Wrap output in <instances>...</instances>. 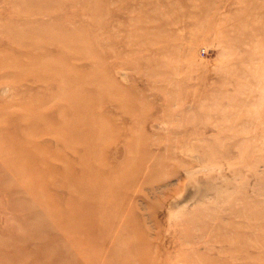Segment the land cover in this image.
Returning <instances> with one entry per match:
<instances>
[{
    "label": "rangeland",
    "instance_id": "rangeland-1",
    "mask_svg": "<svg viewBox=\"0 0 264 264\" xmlns=\"http://www.w3.org/2000/svg\"><path fill=\"white\" fill-rule=\"evenodd\" d=\"M0 264H264V0H0Z\"/></svg>",
    "mask_w": 264,
    "mask_h": 264
},
{
    "label": "bare ground",
    "instance_id": "bare-ground-1",
    "mask_svg": "<svg viewBox=\"0 0 264 264\" xmlns=\"http://www.w3.org/2000/svg\"><path fill=\"white\" fill-rule=\"evenodd\" d=\"M121 234V233H120ZM128 239V238H127ZM129 240V239H128ZM120 242H122V240L120 241ZM126 244V243H125ZM122 245V244H121ZM125 246V245H124ZM116 248V247H115ZM118 250V249H117ZM118 254H120V253H118ZM114 257H116V256H114ZM118 259V258H117Z\"/></svg>",
    "mask_w": 264,
    "mask_h": 264
}]
</instances>
